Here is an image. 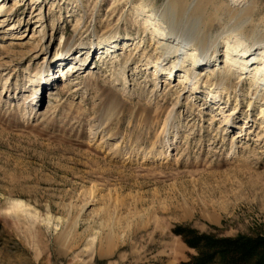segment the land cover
I'll return each mask as SVG.
<instances>
[{"label": "rangeland", "instance_id": "1", "mask_svg": "<svg viewBox=\"0 0 264 264\" xmlns=\"http://www.w3.org/2000/svg\"><path fill=\"white\" fill-rule=\"evenodd\" d=\"M164 1L0 0V264H222L217 252L247 239L236 257L264 264V0H174L177 21ZM190 32L217 35L220 59L193 83L185 68L154 74L200 58ZM67 40L90 52L89 74L54 78L25 116L22 96ZM227 47L259 53L248 70L227 64L216 89ZM180 227L215 242L189 246Z\"/></svg>", "mask_w": 264, "mask_h": 264}, {"label": "bare ground", "instance_id": "2", "mask_svg": "<svg viewBox=\"0 0 264 264\" xmlns=\"http://www.w3.org/2000/svg\"><path fill=\"white\" fill-rule=\"evenodd\" d=\"M12 9H13V7L9 9V14L12 13L11 12ZM161 9L168 11L171 14V16L175 17V21H177L178 19H182V16L186 12L182 7L177 6L174 0H165ZM247 9L248 8L245 9V7H243L242 11L246 12ZM3 11H4L3 9H0V16H1V13H3ZM144 23H146V22H144ZM1 26H2V21L0 23V27ZM112 34H114V33H112ZM208 35L209 34H207V32H203L202 34L198 33V32H190V35H189L190 37L192 36L193 39H195L197 37L196 38L197 41H195V42H198L200 44L201 47L200 46L199 47L201 49H203L202 53L204 52V53H206V55H204V53H203L201 55L202 57L200 56V58H198V57L193 58L192 57L193 54L190 52V53H186V56H185L186 58L185 57L180 58V59H174L173 58L172 60H169V58H164L166 60V62L163 63L162 65H166L167 63L168 64L166 65V67H163V68L162 67H156L157 71H155L154 74L160 73V71H162V69L165 68L167 70V78L165 80H168V79L171 80L173 73L175 76V72L181 71L182 68H185V72H187V73H185L184 75L177 74L178 78H181L182 83H185V84H187L188 82L193 83L194 80L197 79V76L200 74V73L195 72L196 69H199L200 67L205 66L206 64L208 65L211 62H216L220 59L219 55L216 53V51H217L216 49L218 47L217 46L218 43H216L218 41L217 35H214L211 38L210 37L208 38ZM198 37H201V38L198 39ZM117 40H118V36L115 34L112 36H109V38L108 37L104 38V40L101 42L103 44V46H98L96 48V51L98 49L100 51L99 55H97L96 58L101 59V58H105L107 55L112 54L114 52V48H116ZM157 43H159V42H157ZM176 44H177V41H176V43H174V45L176 46ZM64 48H65V50L63 51V54L58 56L55 61L52 59H50L48 61V63H47L48 64V71L47 72H49V73H46L44 70H42V71L38 72L37 74H35V76L38 78L36 80V81H38V83L37 82H35V83L38 84V86L36 85L37 87L32 88L31 90H29V92L27 94L22 96L21 100H22V103L25 105V108H26L25 116H27V117L32 116V114L34 113L38 103L41 102L40 99H41V96H42L41 94H42L43 90H46V86H48V85L53 86V84H51V83L55 80L54 78L61 79L60 77H62L64 75L66 76L67 72L70 70H72V72L84 70L85 73L89 74L90 69H91L90 62L92 59L90 52L87 49H85L86 50L85 52L81 51L84 48V47H81V48H79V51L77 53H74V52L71 53L72 48L69 47V40L66 41ZM175 48H178V47H175ZM227 48H228V52H227V55H225V57H224L225 59L220 60V62H223V65L218 67V68H216V67L213 68V75H212L213 82L211 83V85L216 89H219V88L228 89L229 84L227 82L229 81V78H230L229 75L231 74L232 70L229 66H227V64H230V66H231V65L239 63V66L241 69H247L248 65H252L254 63V62L252 63V61L255 59V57H253V56H255L256 54L259 53V52H257L259 50V48H254V47H253L254 48L253 51L249 52V53L247 52L248 50L247 51L246 50L239 51V50H236L233 48L232 49L229 47H227ZM256 49H258V50H256ZM208 51H210V53H212V54H207ZM211 51H213V52H211ZM260 52L264 53V50H262ZM83 54H86V56L81 57ZM224 54H226V53H224ZM236 56H238V58H236ZM189 57H191V58L189 59ZM53 61H54V63H53ZM185 62H187V63L184 64ZM158 63H160V62H158ZM263 66H264V64H263ZM51 67H54V68L51 69ZM260 69H261L260 67H256L257 72ZM219 70H222L223 72L221 73V72H219ZM156 78H157V76H156ZM262 81H264V76H261V78L259 80H257L255 78L253 80V89H254L255 85H257L258 83H262ZM161 82L162 81L159 80L155 83L154 91L158 90L157 86L161 87V85H162ZM256 90H255V92H253V94L255 96H257ZM176 102L178 103V100ZM176 102L173 105V107L171 108V110L170 111L168 110L169 113H167V114H169V115L166 118V122L170 121V118H171L170 116L174 113L175 107L177 106ZM260 116L264 117V97L262 100V107L260 109ZM230 121H231L230 118H226L225 124H227V123L230 124ZM238 136H239V134H234L231 142L233 143V141H235ZM169 143L170 142H168L167 145H170ZM167 155H169V154H167ZM110 242H111V239L109 237L107 240V244H109Z\"/></svg>", "mask_w": 264, "mask_h": 264}, {"label": "trees", "instance_id": "3", "mask_svg": "<svg viewBox=\"0 0 264 264\" xmlns=\"http://www.w3.org/2000/svg\"><path fill=\"white\" fill-rule=\"evenodd\" d=\"M176 233L182 237L183 241L187 245L192 246V247H197L201 243H203L204 245H213L215 242L214 239L204 236V235H197L194 231L190 229L188 230V229H183L180 227L176 229ZM231 241L227 242L230 248L221 249L219 250V252H217L219 253L221 259L223 260L222 264H256L254 262L247 263V261L241 259L242 255H245L247 253V249L249 247H253L256 244V242L249 240V239L243 240V241H234V240H231ZM238 249L240 250L239 254H242L240 255V259L236 257L237 255L236 250ZM226 257H229V258L226 259ZM195 260L196 261L194 262V264H207L208 263L205 255L203 256V254L200 255L199 257H196Z\"/></svg>", "mask_w": 264, "mask_h": 264}]
</instances>
